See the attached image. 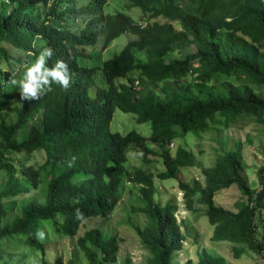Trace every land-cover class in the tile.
<instances>
[{
	"label": "trees",
	"instance_id": "16d2710c",
	"mask_svg": "<svg viewBox=\"0 0 264 264\" xmlns=\"http://www.w3.org/2000/svg\"><path fill=\"white\" fill-rule=\"evenodd\" d=\"M107 2L89 0L80 6L76 0L0 1V61L9 67L8 71H0V110L8 107L7 102L19 90L11 79H16L18 70L24 73L26 67L21 68V63L28 59L35 61L43 50L50 48L53 52L47 60L48 67L63 59L71 74L67 89L52 83L51 90L40 99H24L20 107H14L17 116L14 123L0 120V247L7 239L26 236V243L43 250V243L30 236L36 220L62 217V232L70 237L90 217L109 221L128 181L139 186L145 202L136 211L152 222L150 229H136L141 244L150 252L147 264H174L173 254L182 249L184 236L175 217L176 207L169 203L163 207L154 205L153 179L172 178L179 168L194 166L193 155L179 146L171 158L163 152L164 172L153 175L138 169L127 174V149L138 147L148 162V155L157 154L147 146L148 140L171 142L178 135L206 130L216 114L224 116L225 124L238 115L256 117L264 124V97L251 87L264 86V0H129L127 10L138 8L145 17L142 28L124 12L104 14ZM78 17L89 19L79 32L73 31L75 27L70 22ZM174 22L179 24L178 29ZM125 32L137 39L102 62L100 69L107 87L90 93L95 87L96 67L82 64L77 56L82 62L87 61L84 49L94 46L98 37L103 38V50ZM177 44L193 45L195 51L183 59L167 61L166 56ZM135 51H146L148 60L136 62ZM195 60L201 67L198 77L201 86L210 81H228L237 73L244 84L231 87L227 93L206 94L198 85V93L190 94L182 84L187 75L193 74L191 64ZM117 78L126 82L116 83ZM164 81H173L179 87L161 99L154 89ZM115 109L135 115L139 123L149 122L152 130L149 137L135 131L111 132L109 124ZM36 114H40L39 125L30 126ZM20 133L25 135L18 140ZM38 150L45 154L42 169L51 172L45 201L31 200L16 218L9 220L14 213L7 201L29 191L23 182L36 189L41 176V168L28 165L20 171L23 181L11 155ZM240 152V143L233 151L221 149L214 165L202 172L203 188H191L183 182L178 186L187 210L191 211L194 197L205 205L214 241L246 244L261 254L264 244L256 240L253 217L264 210V167L258 170L259 189L251 190L240 173ZM234 184L246 197V204L238 212L215 206L214 193ZM77 209L83 214L80 219ZM120 242L115 235L101 238L98 228L86 231L76 240L90 264H116ZM88 243L100 248L99 261ZM198 261L224 264L223 258L205 251ZM41 264L64 263L58 258L53 263Z\"/></svg>",
	"mask_w": 264,
	"mask_h": 264
},
{
	"label": "rangeland",
	"instance_id": "374dc122",
	"mask_svg": "<svg viewBox=\"0 0 264 264\" xmlns=\"http://www.w3.org/2000/svg\"><path fill=\"white\" fill-rule=\"evenodd\" d=\"M88 1L76 0L79 5H86ZM128 3L129 0H108L103 8V13L113 14L116 12H124L131 17L133 22L145 23V17L138 8L127 10L126 5ZM10 5L8 9H10ZM187 5L188 3L185 2L184 7ZM158 20L161 22L165 21L164 19ZM88 21V18L78 17L70 22L74 25L72 27H75L73 31L79 32L85 27ZM173 24L176 29L179 28L177 22ZM136 39V36L125 32L116 37L102 50L103 38L98 37L94 46H87L84 49V52L88 54L87 61L84 60L82 62V58L77 56V60L82 64L96 67L94 74L95 87L90 89V93H94L96 88L107 87L104 73L100 69L102 62L119 53L129 41ZM194 51L195 47L193 45L184 47L177 44L174 51L166 56V60L183 59L187 54ZM134 56L136 62H146L148 60L146 51H135ZM33 62L28 59L25 64L21 63L20 67L29 66ZM191 65L193 74L187 75L186 82L182 85L188 89L190 94L195 95L198 93V85L201 86L198 78L201 67L196 60ZM8 70L9 67L0 61V71ZM22 75L18 70L16 80L19 81ZM133 75L136 76V74ZM240 79L239 73L233 74L228 81L218 83L210 81L208 84L201 86V89L205 94L208 91L213 93H227L231 87L244 84ZM115 81L116 83L126 82V79L117 78ZM178 87L179 85L173 81H164L159 83L154 90L163 99L167 92L175 91ZM251 87L256 94L264 97V86L252 85ZM23 100L20 90H18L15 96L7 102L8 107L0 110V120L4 119L8 124L14 123L17 118L14 107H20L23 104ZM39 120L40 114L34 115L30 121V126L39 125ZM224 121L223 115L216 114L214 122L210 123V127L206 130L198 129L184 136L178 135L171 142H164L163 140L152 142L148 140L147 146L149 149L157 153L148 155V162L144 161L143 155H141L138 147L130 146L127 149V160L125 162L127 174H131L138 169L149 171L153 175L164 172L166 169V161L162 155L163 152L166 151L171 158L179 146L184 147L193 155L195 161L194 166L179 168L176 171V176L172 178L163 180L153 179L155 188L153 195L154 205L163 207L169 203L176 207L175 217L177 223L180 225L181 233L184 236L182 249L173 254L172 259L174 264H199V256L203 251L214 257L223 258L224 264H264L263 247L261 254H257L250 250L246 244L214 241L212 239L213 227L209 224L204 213L205 205L201 203L199 197H194L192 198L193 205L191 211L187 210L183 191L178 186L179 182H183L191 188H203L205 184L204 176L202 175L203 170L214 165L221 149L233 151L237 143H240V159L242 163L240 173L251 190L256 191L259 189L258 170L264 167V124L256 117H249L247 115H238L233 121L227 124ZM109 128L113 133L125 134L129 131H135L145 137H149L152 131L149 122L139 123L136 121L135 115L124 113L119 109H115ZM177 131L179 132V128H177ZM24 135V133H20L17 139H23ZM11 157L18 175H20V171L26 166L32 165L36 169L41 168V176L36 189H32L26 182H23L24 186L29 187V191L7 201L6 205H12L14 213L10 216L9 220L16 218L21 208L31 200L44 203L47 188L46 183L51 175L49 169H42L45 154L41 150L30 154L13 153ZM20 178H22L21 175ZM22 180L24 181L23 178ZM212 200L215 206L232 212H238L246 204V197L242 195L235 184L227 189L215 192ZM144 205L145 202L139 193V186L126 181L124 183L122 198L115 207L109 221H104L99 216L90 217L79 226L77 233L70 237L65 236L62 232V217H57L55 220H36L33 222L34 228L30 236L31 238H37L43 243V250H37L34 246L26 243V236L7 239L0 247V264H41L43 261L53 263L58 258L64 264H90L87 254L78 247L76 240L83 236L86 231L95 228L100 230L101 238L103 239H107L113 235L121 239L116 264H147L150 258V252L147 247L141 244L136 234V229L143 230L152 228L151 220L136 211ZM253 222L256 226V240L264 244V210L255 213ZM38 230L45 233L43 240L37 237ZM88 247L96 253V260L99 261L102 258L100 248L91 243H88Z\"/></svg>",
	"mask_w": 264,
	"mask_h": 264
},
{
	"label": "clouds",
	"instance_id": "9594fccd",
	"mask_svg": "<svg viewBox=\"0 0 264 264\" xmlns=\"http://www.w3.org/2000/svg\"><path fill=\"white\" fill-rule=\"evenodd\" d=\"M52 55L53 52L50 48L43 50L31 65L26 66L19 81L11 79L13 85L18 84L22 99H40L46 91L51 90L52 83H56L64 89L70 86L71 74L67 62L57 59L52 67L47 66V60ZM76 215L77 219L83 216L79 209L76 210ZM44 236L45 233L38 230L37 237L43 240Z\"/></svg>",
	"mask_w": 264,
	"mask_h": 264
},
{
	"label": "built area",
	"instance_id": "2783aa9c",
	"mask_svg": "<svg viewBox=\"0 0 264 264\" xmlns=\"http://www.w3.org/2000/svg\"><path fill=\"white\" fill-rule=\"evenodd\" d=\"M140 24V27H144L145 23H139ZM135 85H137V81L135 82ZM264 243V242H263Z\"/></svg>",
	"mask_w": 264,
	"mask_h": 264
}]
</instances>
